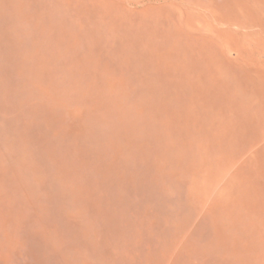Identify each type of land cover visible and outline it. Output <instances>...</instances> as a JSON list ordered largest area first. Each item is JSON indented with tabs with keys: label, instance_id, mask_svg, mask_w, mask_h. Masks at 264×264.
<instances>
[{
	"label": "rangeland",
	"instance_id": "1",
	"mask_svg": "<svg viewBox=\"0 0 264 264\" xmlns=\"http://www.w3.org/2000/svg\"><path fill=\"white\" fill-rule=\"evenodd\" d=\"M0 264H264V0H0Z\"/></svg>",
	"mask_w": 264,
	"mask_h": 264
}]
</instances>
